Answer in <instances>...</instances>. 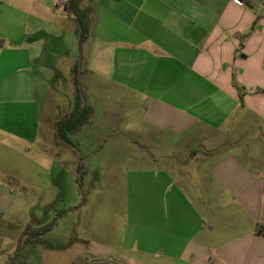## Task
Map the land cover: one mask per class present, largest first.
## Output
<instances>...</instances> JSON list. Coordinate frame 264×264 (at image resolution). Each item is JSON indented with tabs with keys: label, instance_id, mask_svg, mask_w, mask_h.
<instances>
[{
	"label": "crops",
	"instance_id": "0c3cea01",
	"mask_svg": "<svg viewBox=\"0 0 264 264\" xmlns=\"http://www.w3.org/2000/svg\"><path fill=\"white\" fill-rule=\"evenodd\" d=\"M71 4L0 0V264L10 263L23 227L9 178L24 180L1 166L2 150L24 158L21 146L37 141V79L58 74L43 54L70 33L83 85L125 98L117 104L125 137L108 159L129 163L125 219L116 241L103 234L93 249L44 247L41 256L48 264H264V0H75L89 18L82 44ZM141 145L161 163L141 159Z\"/></svg>",
	"mask_w": 264,
	"mask_h": 264
},
{
	"label": "rangeland",
	"instance_id": "374dc122",
	"mask_svg": "<svg viewBox=\"0 0 264 264\" xmlns=\"http://www.w3.org/2000/svg\"><path fill=\"white\" fill-rule=\"evenodd\" d=\"M52 39V34L47 35L42 45L44 42L51 44ZM56 44H60V47L53 49L52 45H47L48 51L44 52L43 61L50 66L49 71L56 73L53 69L56 68L58 74L41 76L36 83L39 96L36 100L41 115L37 141L21 146L24 158L17 154L15 157L10 150L7 153L2 150L1 154L6 160L1 165L4 169L7 168L10 172L17 168L24 175L21 185H17L16 178L9 180L15 189L11 203L13 216L23 224L19 238L26 230L22 236L25 237L22 244L25 252L29 253V264H48L44 257L46 254L42 257L39 252L48 247L62 249L64 245L70 244L69 247L75 253L86 248L93 249L95 238L98 239L103 234L116 241L120 234L119 225L125 219L123 172L129 163L108 160L110 154L114 153L112 143L125 137L128 119L121 118L123 113L117 109L118 101L119 104L120 101L123 103L125 98H117L118 101L116 98L106 100L100 92H92L83 85L80 47L73 33L66 34ZM78 77L83 102L92 111L94 108V114L91 116V112L90 120L88 119L89 122L83 129L78 127L73 132H67L71 141L68 143L60 138L56 125L60 118L68 115L74 108ZM125 108L129 109L126 105ZM109 109L111 113L107 114ZM120 126L125 127L120 129ZM128 139L129 137L125 138V141ZM134 148L141 159L146 158L147 164L161 163L156 158L158 152H153L150 158L146 156L150 148L146 149L142 145ZM128 149L126 144L117 147L118 152L127 153ZM15 160L18 167L14 166ZM193 165L196 162H192L191 167ZM90 169L97 172H91ZM25 179L30 183H24ZM62 208L66 211L58 215ZM54 217L56 223L51 230L41 235L38 241L33 240L34 238L29 240L27 230L38 226L41 220L46 223ZM28 224L30 225L27 226ZM15 228L21 226H9V232Z\"/></svg>",
	"mask_w": 264,
	"mask_h": 264
},
{
	"label": "trees",
	"instance_id": "16d2710c",
	"mask_svg": "<svg viewBox=\"0 0 264 264\" xmlns=\"http://www.w3.org/2000/svg\"><path fill=\"white\" fill-rule=\"evenodd\" d=\"M74 4H75V0H72L71 9L73 8V10H75V14L79 22V25L77 27V34L79 37V43L82 44V42L85 40L89 32V18L85 10L76 9L74 7ZM76 83H77V95H76L74 108L68 115L60 118L57 121V125H56L60 138H63L68 143H70L71 141L69 139L67 132H73L77 130V128L81 124H83L88 120L92 112V108L89 105L83 104V99L79 84L80 82L78 81V78H76ZM64 211H66L65 208L60 209L58 215H61L62 213H64ZM55 223H56V217H54L53 219L49 220L46 223L39 222L38 226L27 230L26 233L30 234L29 240L33 238L38 239L39 237H41V235L51 230L54 227ZM259 230L264 233V225H260ZM24 238H22V241L19 243L15 251V254L10 258L9 264H25L26 252L23 249V244H22Z\"/></svg>",
	"mask_w": 264,
	"mask_h": 264
},
{
	"label": "built area",
	"instance_id": "2783aa9c",
	"mask_svg": "<svg viewBox=\"0 0 264 264\" xmlns=\"http://www.w3.org/2000/svg\"><path fill=\"white\" fill-rule=\"evenodd\" d=\"M54 4L56 5L57 3L55 2Z\"/></svg>",
	"mask_w": 264,
	"mask_h": 264
},
{
	"label": "water",
	"instance_id": "95a60500",
	"mask_svg": "<svg viewBox=\"0 0 264 264\" xmlns=\"http://www.w3.org/2000/svg\"><path fill=\"white\" fill-rule=\"evenodd\" d=\"M21 240V237H20V239H19V241Z\"/></svg>",
	"mask_w": 264,
	"mask_h": 264
}]
</instances>
